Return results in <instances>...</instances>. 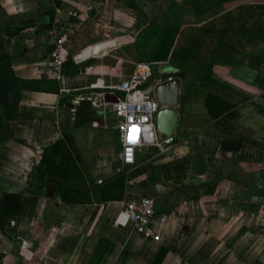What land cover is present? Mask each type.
Instances as JSON below:
<instances>
[{"label": "crops", "instance_id": "0c3cea01", "mask_svg": "<svg viewBox=\"0 0 264 264\" xmlns=\"http://www.w3.org/2000/svg\"><path fill=\"white\" fill-rule=\"evenodd\" d=\"M262 5L264 0H2L6 20L0 28L26 27L7 37L16 75L47 81L44 91L23 92L11 123L14 136L0 143V192H24L44 149L65 135L96 186L87 182L91 201L58 200L56 212L49 197L24 194L20 215L11 220L18 241L0 230V264H152L163 249L161 264H264ZM229 13L234 16L227 19ZM130 37L133 49L115 47ZM144 49L143 62L180 75L173 76L182 80L180 121L168 150H141L136 164L125 168L122 198L104 201L96 181L119 174L121 143L116 128H95L92 120L115 119L104 116L102 95H121L115 87L143 60ZM56 51L63 63H93L66 76L54 70ZM80 95L88 97L78 102ZM77 109L92 119L75 130ZM230 112L234 117H225ZM251 140L263 161L238 162L249 151L242 142ZM139 197L156 201L152 228L160 241L120 223L127 202Z\"/></svg>", "mask_w": 264, "mask_h": 264}, {"label": "trees", "instance_id": "16d2710c", "mask_svg": "<svg viewBox=\"0 0 264 264\" xmlns=\"http://www.w3.org/2000/svg\"><path fill=\"white\" fill-rule=\"evenodd\" d=\"M0 0V15H3ZM264 12V5L259 6ZM52 7L48 11L47 16L50 18V23L46 25V29L51 30L55 19V10ZM245 8L241 7L235 11L240 13ZM234 14H226V18L230 19ZM208 28V27H205ZM26 29V27L15 28L9 30V28H0V143H6L14 136V131L11 127L12 121L16 120L19 114L20 103L23 99L24 91H44L42 82L47 80H25L16 75L13 69V59L7 51V37H12L20 34ZM135 42L133 37L125 38L121 43L115 44V47H120L123 50H130L131 46ZM92 60H88L84 63L75 64L72 58H68L63 63V74L66 76H74L84 73L92 64ZM173 76H180L179 74H170ZM183 76V73H181ZM151 80L149 84H145L143 88H147L152 85ZM45 84V83H43ZM81 109H77L74 115L73 129H80L86 126L92 119L91 114H83ZM85 110V109H84ZM235 112L226 114L225 117H234ZM249 144V148L246 146ZM242 147H247L249 151H245L237 158L238 162L253 161L259 163L263 161L258 155V142L251 140L249 143L242 142ZM255 149V151H252ZM81 158L77 153V150L73 147L72 140L68 135H65L64 139L55 142L53 145L44 149L41 160L35 166L31 181L24 192L21 193H2L0 192V230L11 238L18 241L20 235L15 229L10 226L11 220L18 218L21 211L22 198L24 194H33L41 197H47V186L50 179H57L60 181V186L56 190L55 196L49 198L54 200L55 204L52 206L56 212L58 208V200L66 204H80L90 199V186H96L94 182L87 179L84 176L80 167ZM126 170V169H125ZM123 171L116 176L110 178V180L99 185L103 195L104 201L115 200L122 198L127 181V171ZM224 174V169L222 171ZM89 182V184L87 183ZM197 199V198H196ZM55 217L47 221V231L55 222ZM4 257V254L0 253V260ZM165 257V250H161L152 264H161Z\"/></svg>", "mask_w": 264, "mask_h": 264}, {"label": "built area", "instance_id": "2783aa9c", "mask_svg": "<svg viewBox=\"0 0 264 264\" xmlns=\"http://www.w3.org/2000/svg\"><path fill=\"white\" fill-rule=\"evenodd\" d=\"M59 48L60 43L58 44ZM52 57L54 70L61 73L63 70L61 53L56 51ZM151 75L152 68L149 64L137 63L130 76L115 87V90L121 95L116 92H107L102 95L101 103L104 116H106V109L110 108L118 120L116 131L119 135L121 151L118 155L117 173L123 172L126 167L134 166L138 154L144 148L157 147L161 152H166L169 145L174 142V138H161L156 125V117L161 106L153 95L144 94L149 86L147 88H143V86L149 84ZM160 82L163 81L152 83V85ZM87 97L80 95L78 102L84 101ZM97 106L99 105L97 104ZM104 182L103 178L96 181L98 185H102ZM158 215L154 198L139 197L127 202L126 208L120 216V223L122 224V221L131 223L139 232L153 237L155 241H160V236L152 228V223ZM161 216L165 218L166 214H161ZM10 226L14 227L15 221H11Z\"/></svg>", "mask_w": 264, "mask_h": 264}, {"label": "water", "instance_id": "95a60500", "mask_svg": "<svg viewBox=\"0 0 264 264\" xmlns=\"http://www.w3.org/2000/svg\"><path fill=\"white\" fill-rule=\"evenodd\" d=\"M181 88V78L172 77L163 82L151 85L144 91L146 95H153L161 106L156 117V125L162 139L174 138L176 128L180 121L178 108L181 104ZM92 121L93 127L95 128H116L118 125L116 118L106 119L100 116ZM59 185V180H49L47 186L50 189L46 193L49 198L55 196V191L59 188Z\"/></svg>", "mask_w": 264, "mask_h": 264}, {"label": "rangeland", "instance_id": "374dc122", "mask_svg": "<svg viewBox=\"0 0 264 264\" xmlns=\"http://www.w3.org/2000/svg\"><path fill=\"white\" fill-rule=\"evenodd\" d=\"M0 20L4 21L6 19H5L4 16L0 15ZM133 47L134 46H131L130 50L133 49ZM126 51H128V50H126ZM146 54H147V52L145 50V55H144V53L142 54V59L143 60L141 61L140 57L138 58V60H140L142 63H146V62H143V61H145ZM141 62H139V63H141ZM147 64H149L151 66V68H152V75L150 77V80H152L153 83L158 82V81H165V80L169 79V75L170 74L168 75L167 71L165 70V68L166 69H169V68L165 67L163 64H151V63H147ZM106 117L107 118H115V114L111 111L110 108L106 109ZM113 130L116 131V129H113ZM183 134L184 133L181 132V140H183L185 138V135H183ZM116 164L119 167V164L118 163H116ZM163 199H164V197H163Z\"/></svg>", "mask_w": 264, "mask_h": 264}]
</instances>
